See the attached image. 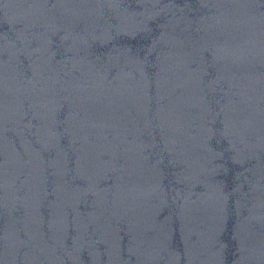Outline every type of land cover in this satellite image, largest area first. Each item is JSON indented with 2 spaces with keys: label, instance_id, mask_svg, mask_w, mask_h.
<instances>
[{
  "label": "water",
  "instance_id": "obj_1",
  "mask_svg": "<svg viewBox=\"0 0 264 264\" xmlns=\"http://www.w3.org/2000/svg\"><path fill=\"white\" fill-rule=\"evenodd\" d=\"M0 264H264V0H0Z\"/></svg>",
  "mask_w": 264,
  "mask_h": 264
}]
</instances>
